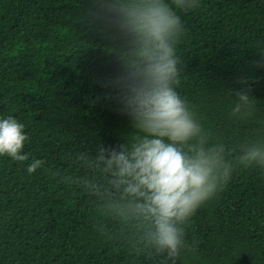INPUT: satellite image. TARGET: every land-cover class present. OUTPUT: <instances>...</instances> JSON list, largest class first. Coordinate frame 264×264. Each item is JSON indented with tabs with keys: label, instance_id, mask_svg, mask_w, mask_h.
Here are the masks:
<instances>
[{
	"label": "trees",
	"instance_id": "trees-1",
	"mask_svg": "<svg viewBox=\"0 0 264 264\" xmlns=\"http://www.w3.org/2000/svg\"><path fill=\"white\" fill-rule=\"evenodd\" d=\"M114 0H0V116L25 124L29 160L0 157V264H158L109 225L71 178L77 150L119 148L132 134L119 102ZM185 31L177 91L204 127L236 145L264 126V0H199L178 12ZM239 91L255 99L251 119L227 115ZM44 165L28 174L32 159ZM177 264H264V173L237 167L184 226Z\"/></svg>",
	"mask_w": 264,
	"mask_h": 264
},
{
	"label": "clouds",
	"instance_id": "clouds-1",
	"mask_svg": "<svg viewBox=\"0 0 264 264\" xmlns=\"http://www.w3.org/2000/svg\"><path fill=\"white\" fill-rule=\"evenodd\" d=\"M198 3L114 0L116 27L130 37L118 54L124 77L117 84L133 132L118 149L100 145L95 154L81 149L70 154L79 172L71 182L90 198L98 230L106 234L111 225L158 264H177L186 252L195 253L186 243L184 226L237 167L264 173V126L246 141L229 144L204 127L177 91L176 46L185 31L178 12H189ZM255 112V99L239 91L227 115L244 121ZM28 140L24 123L0 116V157L28 161ZM43 165L34 158L25 167L32 174Z\"/></svg>",
	"mask_w": 264,
	"mask_h": 264
}]
</instances>
